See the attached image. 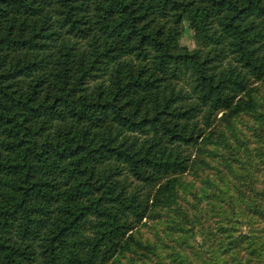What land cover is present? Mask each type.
Segmentation results:
<instances>
[{
	"label": "trees",
	"instance_id": "trees-1",
	"mask_svg": "<svg viewBox=\"0 0 264 264\" xmlns=\"http://www.w3.org/2000/svg\"><path fill=\"white\" fill-rule=\"evenodd\" d=\"M259 82L264 0H0V264H113L152 249L133 230L155 210L184 234L173 262L264 264V166L220 152L234 118L264 122ZM206 144L232 193L221 169L195 191L183 179ZM183 192L212 201L191 214Z\"/></svg>",
	"mask_w": 264,
	"mask_h": 264
},
{
	"label": "rangeland",
	"instance_id": "rangeland-1",
	"mask_svg": "<svg viewBox=\"0 0 264 264\" xmlns=\"http://www.w3.org/2000/svg\"><path fill=\"white\" fill-rule=\"evenodd\" d=\"M185 29L181 34L179 44L181 46H186L189 50L196 49L197 43L192 37V31L187 28V23L185 24ZM260 91L258 94L259 102L261 103L260 111L264 113V83H260ZM220 114L217 115L219 117ZM215 127H227L225 121L217 119L214 124ZM232 127H235V136H231L230 138V148L229 149H220V152L227 156L230 153L229 160L231 162V167L238 173H244L246 170L241 168L240 160H244V154L246 152L247 147L250 149L252 154L251 162L253 164H257L258 166H264L262 161H260V157L257 156V151L254 148L257 146L258 138L255 137V128L256 127H264V122H259L255 119V116L252 114H241L239 117L234 118L232 123H230ZM213 144H206L203 150L198 151L196 147L188 148L187 152L189 153L191 159H199L194 167L188 171V173L183 176V179L188 182L192 183L193 186H189L190 192L195 191V188L200 189L202 186V179L206 176L210 179H213L217 183H221L218 179L217 172L219 169L223 170L227 176L230 190L229 192L232 193L234 187L231 183L236 182L235 177L232 175L230 171H227V168L223 166L222 162L220 163L219 157H212L206 151L207 149H211ZM205 157L208 164H198L201 161L200 158ZM255 162V163H254ZM249 167V166H248ZM258 177H262L261 173L258 172ZM261 175V176H260ZM185 193L183 192V195ZM208 200L212 201V199L203 198L200 202L197 203V200L190 194L189 192L185 194L184 198H181L180 206L187 210L189 213H193L192 205L198 204V207H208ZM223 207H226L224 203H222ZM208 215V214H207ZM176 219L181 220L180 216L176 215ZM168 213L161 211L158 213V210L155 212L150 213L149 216L144 218L142 225L137 226L133 233L135 235H139L141 240L144 243H149L152 245V249L149 248H141L135 247L131 251H123L117 255V259H113V264H182L183 262H173L172 258L173 255L176 254V251H181V240L176 241V236L184 234L180 232H176L175 234H171V230L168 229ZM223 221V217L219 212H211L208 215L206 220V224H209L212 228V231L217 232L216 227L221 224ZM245 223V222H244ZM170 224V223H169ZM197 227V226H196ZM239 231L244 233L247 231L246 223L238 226ZM164 231H167V234H164ZM171 231V232H170ZM170 233V234H169ZM220 234L216 235V239L213 241V244L219 240ZM223 236V235H222ZM200 236L197 235L195 239L188 238V241L192 244V247H188L186 244H182V246L186 249L187 253L190 255L191 261L196 256L194 253L197 249H200L199 244ZM201 252V250H198ZM197 261V259H195ZM112 262V261H111Z\"/></svg>",
	"mask_w": 264,
	"mask_h": 264
}]
</instances>
